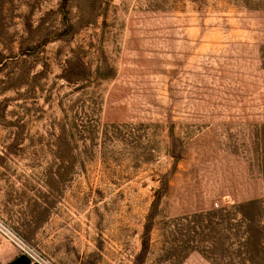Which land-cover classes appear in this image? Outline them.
<instances>
[{
	"label": "rangeland",
	"instance_id": "374dc122",
	"mask_svg": "<svg viewBox=\"0 0 264 264\" xmlns=\"http://www.w3.org/2000/svg\"><path fill=\"white\" fill-rule=\"evenodd\" d=\"M0 226L54 264H264V0H0Z\"/></svg>",
	"mask_w": 264,
	"mask_h": 264
},
{
	"label": "built area",
	"instance_id": "2783aa9c",
	"mask_svg": "<svg viewBox=\"0 0 264 264\" xmlns=\"http://www.w3.org/2000/svg\"><path fill=\"white\" fill-rule=\"evenodd\" d=\"M214 207L217 208L218 205L215 203ZM0 240L12 245L16 250L22 255L26 256L30 264H54L46 256L38 252L37 250L24 245L20 238L14 236L13 234L6 232L4 228L0 226Z\"/></svg>",
	"mask_w": 264,
	"mask_h": 264
},
{
	"label": "crops",
	"instance_id": "0c3cea01",
	"mask_svg": "<svg viewBox=\"0 0 264 264\" xmlns=\"http://www.w3.org/2000/svg\"><path fill=\"white\" fill-rule=\"evenodd\" d=\"M0 255L5 258L0 264H30L28 258L19 253L14 247L4 250Z\"/></svg>",
	"mask_w": 264,
	"mask_h": 264
}]
</instances>
